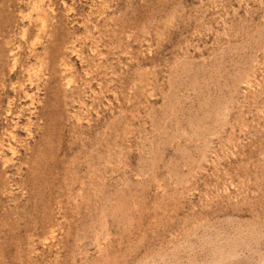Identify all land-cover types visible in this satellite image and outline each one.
Returning a JSON list of instances; mask_svg holds the SVG:
<instances>
[{
  "label": "rangeland",
  "instance_id": "rangeland-1",
  "mask_svg": "<svg viewBox=\"0 0 264 264\" xmlns=\"http://www.w3.org/2000/svg\"><path fill=\"white\" fill-rule=\"evenodd\" d=\"M0 264H264V0H0Z\"/></svg>",
  "mask_w": 264,
  "mask_h": 264
}]
</instances>
